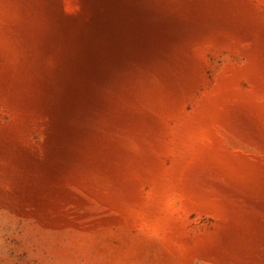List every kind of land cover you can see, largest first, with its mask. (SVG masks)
<instances>
[{"label":"rangeland","instance_id":"rangeland-1","mask_svg":"<svg viewBox=\"0 0 264 264\" xmlns=\"http://www.w3.org/2000/svg\"><path fill=\"white\" fill-rule=\"evenodd\" d=\"M0 264H264V0H0Z\"/></svg>","mask_w":264,"mask_h":264}]
</instances>
